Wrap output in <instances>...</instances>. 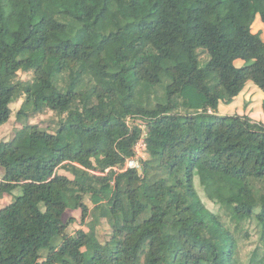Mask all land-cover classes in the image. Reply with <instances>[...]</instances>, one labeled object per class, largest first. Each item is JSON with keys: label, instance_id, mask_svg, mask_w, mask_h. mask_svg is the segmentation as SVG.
<instances>
[{"label": "trees", "instance_id": "obj_1", "mask_svg": "<svg viewBox=\"0 0 264 264\" xmlns=\"http://www.w3.org/2000/svg\"><path fill=\"white\" fill-rule=\"evenodd\" d=\"M256 22L264 0H0V126L23 120L0 142V196L16 194L0 210V264H264V123L217 113L247 83L264 94ZM41 105L52 129L30 120ZM134 115L143 177L58 172L122 163ZM86 196L104 243L94 224L68 229Z\"/></svg>", "mask_w": 264, "mask_h": 264}, {"label": "rangeland", "instance_id": "obj_2", "mask_svg": "<svg viewBox=\"0 0 264 264\" xmlns=\"http://www.w3.org/2000/svg\"><path fill=\"white\" fill-rule=\"evenodd\" d=\"M258 27L264 28V26L261 23L256 22L253 25V31H256L258 29ZM263 36H264V31H263ZM18 75H19V77L22 80H25V79H27L29 77L28 73H24L22 71H20L18 73ZM137 92H138V94H139V96L141 98H144L148 94L152 93L151 89L148 87L147 84L142 86V87H140ZM22 102H23V98L21 97L16 102L11 103L10 104V108H11L12 112H16L20 108ZM250 105H248V106H250ZM248 106H246L245 108H247ZM30 120H31L32 123H37V124H39L41 126H44V127L52 129L54 127L55 115L53 114V112L51 110L46 108L44 105H41L39 114L34 116V117H30ZM249 120L251 122H254L251 119H249ZM22 123H23V120L20 121L19 119L16 118L15 114H12V116L10 117L8 122L5 123L4 125H2V127L0 126L1 127L0 130H7L6 131V136L0 137V140L8 139L11 135H13V133H15V131L18 128H20L19 126H21ZM68 168H70V167L69 166L68 167H65V166L60 167V169H62V172H63L64 169L67 170ZM1 172H2V170L0 169V174H1ZM66 172L68 173V176H71V171H66ZM91 175H93V173ZM15 196L13 194H10V198H13V200H14ZM200 196H201V199L203 200L205 206L208 209H210L213 212H216L218 210V206L216 204L210 202L203 195V193L201 191H200ZM2 199H3V196L1 195L0 196V206L3 205V203H4V201H2ZM84 203L87 204V206H88V208L90 210H91V208H93V205L89 202L87 196L84 198ZM70 214L75 219V221L72 224L69 225L68 229L70 231H74L75 229L80 228L81 226H84V227L88 226V228H89L90 224H94V226H95L94 227L95 237L97 239L99 238L98 240L100 242H102V243H104V242L109 240V236L111 235L110 227H109V225L107 223V220H105L104 218H100V219L98 218V211H95V214H91V215L89 214V216L86 217V220H85V222L82 225H81L82 221H81V213H80V211H72V210H70ZM96 230H97V236L98 237L96 236ZM90 233L93 236V233L91 231H90ZM250 247H251L250 241H247L245 243V245L243 246V249H242L244 255L249 251Z\"/></svg>", "mask_w": 264, "mask_h": 264}, {"label": "crops", "instance_id": "obj_3", "mask_svg": "<svg viewBox=\"0 0 264 264\" xmlns=\"http://www.w3.org/2000/svg\"><path fill=\"white\" fill-rule=\"evenodd\" d=\"M258 29H259V27H258ZM263 103H264V94L252 83H247L245 85V87L243 88V90L240 92V94L231 103L221 104L218 107L217 113L219 115H230V116L237 115L240 117H246L248 119H251L255 123H264ZM248 105H250V106H248ZM246 106H248V107L245 108ZM1 127H0V129H1ZM6 131L7 130H0V137L6 136ZM3 140L5 141L7 139H3ZM3 140H0V141H3ZM62 166H65V167L69 166L70 168H68L67 170L64 169L62 172V169H60V167H62ZM73 166H76L82 172L86 171L87 175L92 174L89 169H87V168H85L79 164L72 163V162L62 163L60 166H58V172L68 175V173L66 171H71ZM2 175H3V171L0 174V183L2 182ZM13 195L14 196L16 195L15 192L13 193ZM2 196H3L2 201H4V203H3V205L0 206V210L3 207H5L6 205L13 202V198H10V194H4ZM99 210H100V212L98 213V218L100 219V218H102V216H100L101 209H99ZM89 214L90 215L95 214L94 207L91 208V210L89 209ZM89 214H88V216H89ZM105 220H107V219H105ZM81 227L84 228V230H86V231L89 230L88 226H86V227L81 226ZM96 236H97V230H96Z\"/></svg>", "mask_w": 264, "mask_h": 264}, {"label": "built area", "instance_id": "obj_4", "mask_svg": "<svg viewBox=\"0 0 264 264\" xmlns=\"http://www.w3.org/2000/svg\"><path fill=\"white\" fill-rule=\"evenodd\" d=\"M127 127L132 130L133 128L139 129V134L132 145L131 155L125 157L122 163L105 168L104 171L89 169L93 175L104 176L107 172L112 170L114 176L125 173L129 170H134L139 177H143V160L147 154V127L146 121L140 116H128L126 118ZM113 182V181H112Z\"/></svg>", "mask_w": 264, "mask_h": 264}]
</instances>
